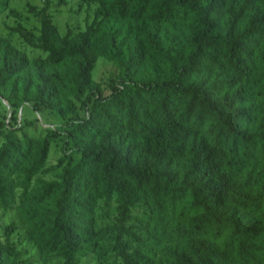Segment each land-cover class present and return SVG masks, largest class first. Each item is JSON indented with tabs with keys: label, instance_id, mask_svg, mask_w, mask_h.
Returning <instances> with one entry per match:
<instances>
[{
	"label": "trees",
	"instance_id": "16d2710c",
	"mask_svg": "<svg viewBox=\"0 0 264 264\" xmlns=\"http://www.w3.org/2000/svg\"><path fill=\"white\" fill-rule=\"evenodd\" d=\"M81 1L98 6L76 36L48 8L36 37L17 31L32 55L0 36L15 124L0 130V211L17 206L61 264H264V0ZM100 58L117 69L107 96ZM25 107L69 120L62 168L13 118ZM17 231L0 264H32Z\"/></svg>",
	"mask_w": 264,
	"mask_h": 264
},
{
	"label": "rangeland",
	"instance_id": "374dc122",
	"mask_svg": "<svg viewBox=\"0 0 264 264\" xmlns=\"http://www.w3.org/2000/svg\"><path fill=\"white\" fill-rule=\"evenodd\" d=\"M97 6L95 3L82 2L81 0H0V36L11 35L17 49H25L26 54L32 55L31 50L20 38L17 31L20 30L31 37H36L40 28L39 13L42 10L49 9V14L59 35L64 37L67 32H72L74 36L84 32L85 25L93 20V12ZM116 75L117 69L111 63L100 58L91 73V79L99 85L101 95L107 96L111 91V84ZM78 115L82 118L85 117L86 113L80 110ZM14 117L17 123L22 122L21 125L28 135L49 140L50 148L46 167L48 169L55 166L62 168L63 165L59 164V161L65 155L64 130L65 123L69 120L62 121L61 118L50 112H33L28 107L13 115ZM8 120H10L11 126L15 125L13 119H9L8 108L0 101V130L3 129L2 122L8 123ZM56 172L52 171L50 174L40 175L35 180H52ZM113 218V216H109V220L112 221ZM11 223L18 226V231L13 234L12 241L16 244V249L21 254L22 259H28L32 264H61L52 257L41 253L30 240L27 234V225L20 218L17 206L7 212L0 211V245L4 244L5 230ZM105 223L106 221L99 222V225L103 227ZM138 228V225H135L133 230ZM80 264H100V262L96 260L94 255H90L81 258Z\"/></svg>",
	"mask_w": 264,
	"mask_h": 264
}]
</instances>
